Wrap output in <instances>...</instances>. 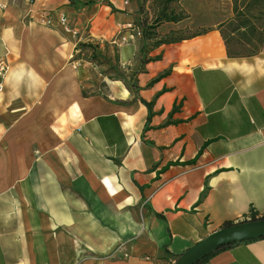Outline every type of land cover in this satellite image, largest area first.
Listing matches in <instances>:
<instances>
[{
    "label": "crops",
    "instance_id": "crops-1",
    "mask_svg": "<svg viewBox=\"0 0 264 264\" xmlns=\"http://www.w3.org/2000/svg\"><path fill=\"white\" fill-rule=\"evenodd\" d=\"M135 10L0 0V264H174L264 215V48L229 58L213 22L143 52ZM199 264H264V237Z\"/></svg>",
    "mask_w": 264,
    "mask_h": 264
},
{
    "label": "rangeland",
    "instance_id": "rangeland-1",
    "mask_svg": "<svg viewBox=\"0 0 264 264\" xmlns=\"http://www.w3.org/2000/svg\"><path fill=\"white\" fill-rule=\"evenodd\" d=\"M130 2H132L136 9V17L133 24L140 32L142 40H144L143 52L160 41L193 36L201 32L205 25L213 22H219L224 26L221 30L222 38L226 35L228 39L233 40L231 41V48L234 52H238L239 56H243L239 58H246L245 55L253 47L252 45H246L241 40L248 38V34L242 37L240 34L232 32L236 22L232 21L231 0H174L167 6L164 5L163 0H130ZM162 12L168 15H178L181 20L178 22H165L160 18ZM229 21H231L230 24H228ZM165 23H178L180 24V29L169 33H162L161 26ZM239 33L245 32L240 31ZM251 42H256L254 37H251ZM236 43L238 45H234ZM111 65L115 67L113 64ZM114 78L118 79L122 77L119 74L115 75Z\"/></svg>",
    "mask_w": 264,
    "mask_h": 264
},
{
    "label": "trees",
    "instance_id": "trees-1",
    "mask_svg": "<svg viewBox=\"0 0 264 264\" xmlns=\"http://www.w3.org/2000/svg\"><path fill=\"white\" fill-rule=\"evenodd\" d=\"M173 1L174 0H163L165 6H167L168 4H170ZM231 4H232V12H233V20L232 21L236 22V25L232 29V32L237 33L238 35L240 34L242 37H244V36H246V34H248L249 35L248 38H243L241 40H243V42L246 45H248V46L252 45L253 46L252 49L250 51H248V53L245 56L250 57V56H254V55L259 54L264 48V0H231ZM160 18H162V20H164L165 22H178L181 20V18L178 15H171V14L168 15L165 12H162V16ZM230 22L231 21H229L228 24H230ZM257 23H258V26H257ZM221 26H222V28L224 27L223 25H221ZM257 27H258V31H257ZM240 31H243L245 33H239ZM196 34H199V33H196ZM221 36H222V34H221ZM251 37H254V40H256V42H251ZM186 38H189V37H186ZM182 39H185V38L160 41V42L156 43L153 47L159 46L163 43L174 42V41L182 40ZM222 39L224 41V44L226 47V53H227V56L229 58L243 57V56H239L240 54L238 52H234V50H232L231 41H233V40L228 39L226 35ZM234 45H238V44L236 43ZM153 47H151V48H153ZM80 49H91L92 55H93L92 60H98L99 61L100 58L94 54V52H93L94 47H92L91 45L80 44ZM149 117H150V114H148V119H149ZM259 219H264V216H261L259 218L257 216V214L252 211L250 213L249 220H243L242 222L255 221V220H259ZM230 225H232V224L225 225V227L230 226ZM225 247H228V246H224V247H221V248L215 250L214 252L209 254L207 257L218 252L219 250H222ZM207 257H205L204 259H206Z\"/></svg>",
    "mask_w": 264,
    "mask_h": 264
},
{
    "label": "water",
    "instance_id": "water-1",
    "mask_svg": "<svg viewBox=\"0 0 264 264\" xmlns=\"http://www.w3.org/2000/svg\"><path fill=\"white\" fill-rule=\"evenodd\" d=\"M264 237V219L223 227L184 251L174 264H198L215 250Z\"/></svg>",
    "mask_w": 264,
    "mask_h": 264
},
{
    "label": "built area",
    "instance_id": "built-area-1",
    "mask_svg": "<svg viewBox=\"0 0 264 264\" xmlns=\"http://www.w3.org/2000/svg\"><path fill=\"white\" fill-rule=\"evenodd\" d=\"M51 20H52V18H51L50 13H47V12L40 13V15H39V23L40 24L50 25ZM57 25L65 34L71 35L74 37L76 36L77 33H76L74 27L72 26V24H71V22L68 19L66 14L59 13L57 15ZM125 41H126V39L123 37L120 39V42H125ZM75 50H76L77 54L81 53V50L78 47H76ZM80 64H81L80 60H75L73 62L74 67H78ZM7 71H8V66H7L6 62L4 60L0 59V92L3 89L1 79L7 73ZM247 220H249V219H247Z\"/></svg>",
    "mask_w": 264,
    "mask_h": 264
}]
</instances>
